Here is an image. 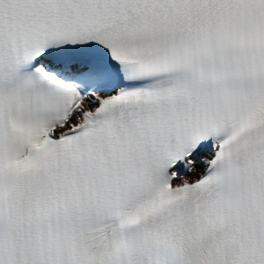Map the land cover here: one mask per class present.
Wrapping results in <instances>:
<instances>
[{"label":"snow or ice","instance_id":"1","mask_svg":"<svg viewBox=\"0 0 264 264\" xmlns=\"http://www.w3.org/2000/svg\"><path fill=\"white\" fill-rule=\"evenodd\" d=\"M0 264H264V0H0Z\"/></svg>","mask_w":264,"mask_h":264}]
</instances>
